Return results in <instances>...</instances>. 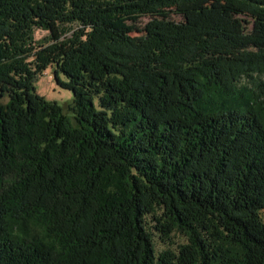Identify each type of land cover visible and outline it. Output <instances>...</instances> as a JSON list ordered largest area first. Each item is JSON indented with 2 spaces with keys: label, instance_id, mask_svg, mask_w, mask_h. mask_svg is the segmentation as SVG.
<instances>
[{
  "label": "trees",
  "instance_id": "trees-1",
  "mask_svg": "<svg viewBox=\"0 0 264 264\" xmlns=\"http://www.w3.org/2000/svg\"><path fill=\"white\" fill-rule=\"evenodd\" d=\"M263 75L264 0H0V264H264Z\"/></svg>",
  "mask_w": 264,
  "mask_h": 264
},
{
  "label": "rangeland",
  "instance_id": "rangeland-1",
  "mask_svg": "<svg viewBox=\"0 0 264 264\" xmlns=\"http://www.w3.org/2000/svg\"><path fill=\"white\" fill-rule=\"evenodd\" d=\"M171 19L173 21H181L182 17L178 15L177 13L171 14ZM249 24L246 25L248 30L251 29L252 22L249 18H245ZM152 20L149 16H143L136 21H125L124 24L127 28L131 31V36L136 40H140L141 38L145 37L146 27ZM45 33L41 31L36 32V37L38 39L44 37ZM262 80H264V75L262 76ZM242 83L245 85L253 86L252 82L247 81V79H244ZM35 85L37 92L40 95L45 96L49 100L57 101L58 103L62 104L64 108L67 110L68 106L71 104L72 101V93L63 90L58 84H56L54 75H53V69L48 68L44 73L38 74L35 78ZM0 101L6 102L7 98H1ZM262 216L264 218V211H262ZM155 225V222H152V226ZM151 231L154 234V243L156 246V249L158 253H161L165 250L171 249L173 251H177L180 244H183L185 242V237L180 232H174L171 234L170 239L161 238V234L156 231L155 229H151Z\"/></svg>",
  "mask_w": 264,
  "mask_h": 264
}]
</instances>
